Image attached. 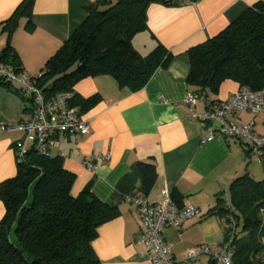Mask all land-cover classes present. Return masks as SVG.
Returning <instances> with one entry per match:
<instances>
[{
  "label": "crops",
  "instance_id": "0c3cea01",
  "mask_svg": "<svg viewBox=\"0 0 264 264\" xmlns=\"http://www.w3.org/2000/svg\"><path fill=\"white\" fill-rule=\"evenodd\" d=\"M22 0H0V51L7 33L2 22ZM96 0H34L32 27L26 16L10 35L22 72L37 74L45 61L87 17L86 6ZM259 0H187L167 5L153 1L146 7L145 27L136 32L131 44L140 56L157 46L171 58L158 66L137 91L121 88L109 74L80 79L73 92L87 98L98 94L99 101L83 117L90 124L87 134L59 133L51 155L62 157L65 169L75 174L71 193L88 186L100 199L116 206L119 215L100 225L91 246L100 264H151L144 246L136 242L141 232L137 205L127 196L159 200L167 190L179 204H192L196 213L176 230L166 227L165 241L177 259L187 249L220 242L226 219L214 210L230 204L229 185L247 174L264 180V158L250 154L245 140L215 137L201 140L200 124L191 116L184 97L190 69L188 50L216 35L246 8ZM165 55V56H164ZM18 84L0 85V123H16L26 116L28 104ZM239 88L225 80L210 99L222 101ZM241 122H253L254 133L264 136V114H239ZM18 132L0 133V182L16 174L13 142ZM88 156L93 169L83 159ZM140 163L153 166L154 180L144 190ZM218 199H221L219 201ZM0 200V219L4 214ZM264 242V237H262ZM201 261L208 262L202 256Z\"/></svg>",
  "mask_w": 264,
  "mask_h": 264
},
{
  "label": "trees",
  "instance_id": "16d2710c",
  "mask_svg": "<svg viewBox=\"0 0 264 264\" xmlns=\"http://www.w3.org/2000/svg\"><path fill=\"white\" fill-rule=\"evenodd\" d=\"M33 1L22 0L2 22L7 39L0 59L18 69L10 35L21 16L27 17L26 28L31 29ZM153 1L178 3L96 0L88 4L85 20L45 61L38 87L48 97L72 92L70 103L79 113L100 99L98 94L83 98L73 92L84 77L109 74L121 88L131 92L142 88L154 70L171 58L166 55L162 59L160 46L142 57L131 44L133 35L145 27L146 7ZM188 56L189 90L210 102L218 101L210 95L217 94L228 79L239 87L264 88V0L246 8L216 35L191 47ZM16 162V174L0 182L5 209L0 219V264H100L91 243L98 227L119 215L117 207L100 199L88 186L73 195L75 174L64 168L58 155H44L30 148L21 159L16 157ZM139 168L147 193L154 169L148 163H140ZM229 192V206L219 202L214 211L226 219L223 239L233 232V264H264V180L238 176L231 181ZM171 198L181 207L173 193Z\"/></svg>",
  "mask_w": 264,
  "mask_h": 264
},
{
  "label": "built area",
  "instance_id": "2783aa9c",
  "mask_svg": "<svg viewBox=\"0 0 264 264\" xmlns=\"http://www.w3.org/2000/svg\"><path fill=\"white\" fill-rule=\"evenodd\" d=\"M39 77V73L22 72L0 59V85L17 83L18 92L28 104L26 116L22 120L0 123V133L21 134L13 142L18 159L30 148L40 154L51 155V148L59 133L87 134L90 131L88 120L79 113L77 106L70 103L73 93L60 92L48 97L37 85ZM184 102L191 116L200 124L202 141L218 136L245 140L250 154L264 158V136L254 133L253 122L239 120V114L243 111L253 115L264 114V88L252 90L242 86L225 100L217 102H210L203 95L188 90ZM83 164L88 170L94 167L88 156L84 157ZM126 199L137 205L141 232L136 242L144 246V253L151 264H233L232 231L220 242L197 245L187 249L183 258L174 257L171 244L163 237V231L166 227L179 230L196 213L192 204L178 207L167 190L163 191L159 200L145 196H127ZM230 226H234L232 219ZM202 256L207 257L208 262L201 261Z\"/></svg>",
  "mask_w": 264,
  "mask_h": 264
},
{
  "label": "rangeland",
  "instance_id": "374dc122",
  "mask_svg": "<svg viewBox=\"0 0 264 264\" xmlns=\"http://www.w3.org/2000/svg\"><path fill=\"white\" fill-rule=\"evenodd\" d=\"M2 40H0V46H1Z\"/></svg>",
  "mask_w": 264,
  "mask_h": 264
}]
</instances>
